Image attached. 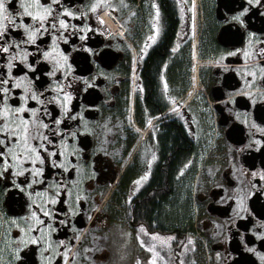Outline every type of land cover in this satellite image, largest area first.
<instances>
[{"label": "flooded vegetation", "instance_id": "flooded-vegetation-1", "mask_svg": "<svg viewBox=\"0 0 264 264\" xmlns=\"http://www.w3.org/2000/svg\"><path fill=\"white\" fill-rule=\"evenodd\" d=\"M40 2L0 14V128L43 158L0 145V264H119L113 227L129 264H264V0Z\"/></svg>", "mask_w": 264, "mask_h": 264}, {"label": "snow or ice", "instance_id": "snow-or-ice-1", "mask_svg": "<svg viewBox=\"0 0 264 264\" xmlns=\"http://www.w3.org/2000/svg\"><path fill=\"white\" fill-rule=\"evenodd\" d=\"M35 5L37 8L43 9V11H37L35 13L33 12H29L28 8L31 7L32 5H22L24 7V12L32 17L33 20H39L41 22L40 27L43 28V21L47 18V15L50 14V5H45L42 4L40 2V0H34ZM53 3H56V0H52ZM6 6H5V0H0V14H2L3 12H6ZM16 15H20L19 12L16 13ZM61 26H64V21L61 20L60 21ZM54 26V25H53ZM3 30H4V26L2 24H0V35L3 34ZM39 29H33L32 32H29V39L33 40L34 39V34L35 32H38ZM3 51H8V49L5 47L3 48ZM45 56H47V53H45ZM29 67H31V65H29ZM8 83L6 80L5 81H0V84H6ZM0 92H8L7 88H2L0 87ZM33 99H35L36 97L33 96ZM24 110V105L21 104L20 107L15 108V112L16 113H20ZM33 112H35V110L33 109ZM9 115V109L7 107L0 109V116L4 117L5 119H7ZM59 120L56 121L57 124H59ZM45 128L47 127V125H43ZM0 131H4L5 132V136L4 138L0 139V145L5 144L7 139H8V133L9 131H12L9 127V125L5 124L3 128H0ZM12 135L13 136H21L22 137V145L25 148V151L27 152L29 149L31 150V153L35 156V159L33 160V163H35V160H40L41 163H43V158L40 156L39 152L36 151V147L33 145H30L28 143V140L30 138V129H29V123L27 120H25L23 117H20V123L16 125L15 131H12ZM44 139H47V137H43ZM15 142V141H13ZM3 149H0V155H3ZM155 158V157H153ZM141 179H146V176L141 177ZM136 183H139V181H137ZM153 264H155V262H153Z\"/></svg>", "mask_w": 264, "mask_h": 264}, {"label": "rangeland", "instance_id": "rangeland-1", "mask_svg": "<svg viewBox=\"0 0 264 264\" xmlns=\"http://www.w3.org/2000/svg\"><path fill=\"white\" fill-rule=\"evenodd\" d=\"M111 24V23H110ZM112 25V24H111ZM116 223V222H115ZM118 227H113L110 231H107V241L109 242V250L111 252V260H116L119 264H129L128 257L130 255L132 246V236L130 231L117 230ZM134 251L138 252L139 260H143L144 253L139 245H135Z\"/></svg>", "mask_w": 264, "mask_h": 264}, {"label": "bare ground", "instance_id": "bare-ground-1", "mask_svg": "<svg viewBox=\"0 0 264 264\" xmlns=\"http://www.w3.org/2000/svg\"><path fill=\"white\" fill-rule=\"evenodd\" d=\"M101 19L109 27L110 30L113 29V26L110 24V21L104 14H102Z\"/></svg>", "mask_w": 264, "mask_h": 264}, {"label": "built area", "instance_id": "built-area-1", "mask_svg": "<svg viewBox=\"0 0 264 264\" xmlns=\"http://www.w3.org/2000/svg\"><path fill=\"white\" fill-rule=\"evenodd\" d=\"M110 21V23L112 24V26H113V29L115 28H117V26H119V24L116 22V20L114 19V17L111 15V20H109Z\"/></svg>", "mask_w": 264, "mask_h": 264}]
</instances>
